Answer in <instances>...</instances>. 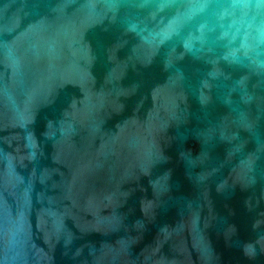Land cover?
Here are the masks:
<instances>
[{
    "label": "water",
    "instance_id": "95a60500",
    "mask_svg": "<svg viewBox=\"0 0 264 264\" xmlns=\"http://www.w3.org/2000/svg\"><path fill=\"white\" fill-rule=\"evenodd\" d=\"M0 264H264V0H0Z\"/></svg>",
    "mask_w": 264,
    "mask_h": 264
}]
</instances>
